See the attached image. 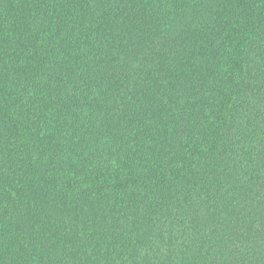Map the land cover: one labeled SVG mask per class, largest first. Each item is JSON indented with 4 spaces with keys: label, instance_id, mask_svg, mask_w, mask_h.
Returning <instances> with one entry per match:
<instances>
[{
    "label": "trees",
    "instance_id": "trees-1",
    "mask_svg": "<svg viewBox=\"0 0 264 264\" xmlns=\"http://www.w3.org/2000/svg\"><path fill=\"white\" fill-rule=\"evenodd\" d=\"M0 264H264V0H0Z\"/></svg>",
    "mask_w": 264,
    "mask_h": 264
}]
</instances>
